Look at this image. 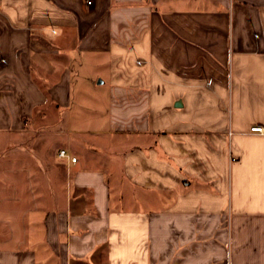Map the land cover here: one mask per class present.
Instances as JSON below:
<instances>
[{
    "label": "crops",
    "instance_id": "obj_1",
    "mask_svg": "<svg viewBox=\"0 0 264 264\" xmlns=\"http://www.w3.org/2000/svg\"><path fill=\"white\" fill-rule=\"evenodd\" d=\"M0 264H264V0H0Z\"/></svg>",
    "mask_w": 264,
    "mask_h": 264
},
{
    "label": "built area",
    "instance_id": "obj_2",
    "mask_svg": "<svg viewBox=\"0 0 264 264\" xmlns=\"http://www.w3.org/2000/svg\"><path fill=\"white\" fill-rule=\"evenodd\" d=\"M85 3L87 5H90L92 3V0H85ZM136 62H140L139 60H137ZM252 131L254 132H263V128L259 127V126H255L251 128ZM57 155L61 158H66L68 160H70L71 162H75L76 161V157L72 156L66 149H60L57 152Z\"/></svg>",
    "mask_w": 264,
    "mask_h": 264
},
{
    "label": "rangeland",
    "instance_id": "obj_3",
    "mask_svg": "<svg viewBox=\"0 0 264 264\" xmlns=\"http://www.w3.org/2000/svg\"><path fill=\"white\" fill-rule=\"evenodd\" d=\"M21 143H19V145H20ZM22 145V144H21ZM38 145V144H37ZM15 150H20L21 148H22V146H21V148L17 145V146H15L14 145V147H13ZM20 148V149H19Z\"/></svg>",
    "mask_w": 264,
    "mask_h": 264
}]
</instances>
